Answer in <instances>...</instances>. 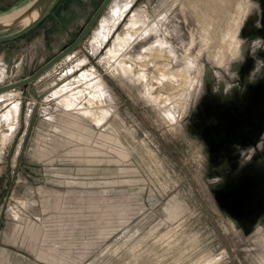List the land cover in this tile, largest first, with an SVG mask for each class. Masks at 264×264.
<instances>
[{
	"label": "rangeland",
	"instance_id": "rangeland-1",
	"mask_svg": "<svg viewBox=\"0 0 264 264\" xmlns=\"http://www.w3.org/2000/svg\"><path fill=\"white\" fill-rule=\"evenodd\" d=\"M33 1L0 0V15ZM102 1L56 0L0 43V87L72 44ZM132 15L151 31L138 48L192 38L198 84L160 104L115 70ZM97 80L100 122L81 107ZM0 119V264H264V0H110L65 58L0 94Z\"/></svg>",
	"mask_w": 264,
	"mask_h": 264
},
{
	"label": "bare ground",
	"instance_id": "bare-ground-1",
	"mask_svg": "<svg viewBox=\"0 0 264 264\" xmlns=\"http://www.w3.org/2000/svg\"><path fill=\"white\" fill-rule=\"evenodd\" d=\"M31 4L32 3H25L7 14L0 15V26H14L15 28L26 26V24L34 20L37 16V10L35 9L28 13ZM124 8H117L113 12L116 17L115 20L112 18L113 26L115 21L122 15V12H124ZM21 17L23 18L18 23L13 24V22ZM145 23L137 16L132 15L126 26V33H124L123 37L118 36L115 39L112 47L108 50V56H110L116 64L114 67L117 72L126 74L133 80L142 83L146 88L148 96L154 102L165 104L166 102L175 100L174 97L179 93L181 94V92L185 90V87L191 84L194 85L193 83L196 84L200 81L199 75H196L194 79L193 75L190 73V49L193 40L190 37L189 40H186V43H184L183 37L179 36V32L172 28L169 32H164L161 36L155 33V41L152 45L147 44L144 48H138L134 46V41L146 38L151 33V31L146 29ZM106 37L107 35L103 36V39L105 40ZM230 47L232 49L228 48L229 51L231 50L230 54L235 55L238 50L237 47L232 46V44ZM90 89L91 92L88 93V99L85 102H81L83 103L81 107L84 108L83 114L94 122L103 121V118L107 115V110L102 107L103 96L99 91L101 90V85L98 80L90 85ZM10 91L11 90H8L5 91L6 93L3 92V94H0L7 95ZM62 92L63 90L58 91L56 94L60 95L67 93ZM78 94L81 95V91ZM85 94L87 95V93ZM70 97L72 96L66 97V95H64L62 98L61 104L66 108H70L71 106L76 107L75 101ZM13 110L15 109L5 112L2 116L3 121L1 123L6 128V133L9 132L13 126ZM3 131H5V129ZM6 133H0V143L4 141Z\"/></svg>",
	"mask_w": 264,
	"mask_h": 264
},
{
	"label": "water",
	"instance_id": "water-1",
	"mask_svg": "<svg viewBox=\"0 0 264 264\" xmlns=\"http://www.w3.org/2000/svg\"><path fill=\"white\" fill-rule=\"evenodd\" d=\"M55 0H34L28 10V13L32 11L33 9L37 10V16L34 20L26 24V26H22L19 28H15L14 26H0V33L4 31H11L10 33L4 34L0 36V43L7 42L14 40L23 34L30 31L32 28H34L47 14L48 10L51 8L52 4ZM110 0H103L97 10L94 12L92 17L89 19L87 24L84 26V28L81 30L77 38L70 44L66 49L61 51L58 55H56L54 58H52L50 61H48L46 64H44L42 67H40L37 71H35L30 76L23 78L22 80H19L17 82L5 85L3 87H0V93H3L8 90H14L18 87L24 86L26 84L31 83L34 79H36L38 76H40L42 73H44L47 69L52 67L54 64L62 60L65 56H67L72 50H74L86 32L89 30L91 25L95 22L99 14L104 10V8L107 6ZM23 17L17 19L13 24L18 23Z\"/></svg>",
	"mask_w": 264,
	"mask_h": 264
},
{
	"label": "crops",
	"instance_id": "crops-1",
	"mask_svg": "<svg viewBox=\"0 0 264 264\" xmlns=\"http://www.w3.org/2000/svg\"><path fill=\"white\" fill-rule=\"evenodd\" d=\"M55 1H56V0H55ZM55 1H54V3H55ZM54 3H53V4H54ZM53 4H52V6H53ZM52 6H51V7H52ZM49 10H50V9H49ZM49 10H48V11H49ZM47 13H48V12H47ZM44 17H45V16H44ZM44 17H43V18H44Z\"/></svg>",
	"mask_w": 264,
	"mask_h": 264
}]
</instances>
